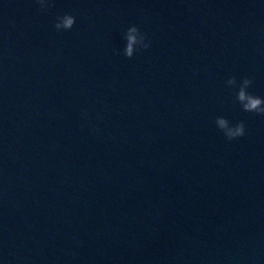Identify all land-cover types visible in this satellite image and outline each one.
Returning a JSON list of instances; mask_svg holds the SVG:
<instances>
[{
  "label": "water",
  "instance_id": "1",
  "mask_svg": "<svg viewBox=\"0 0 264 264\" xmlns=\"http://www.w3.org/2000/svg\"><path fill=\"white\" fill-rule=\"evenodd\" d=\"M232 76L264 98V0H0V264H264V115Z\"/></svg>",
  "mask_w": 264,
  "mask_h": 264
},
{
  "label": "clouds",
  "instance_id": "2",
  "mask_svg": "<svg viewBox=\"0 0 264 264\" xmlns=\"http://www.w3.org/2000/svg\"><path fill=\"white\" fill-rule=\"evenodd\" d=\"M34 2L38 5V10L41 12H47L54 7V0H34ZM75 22V16L70 13H64L62 16L56 17L54 28L58 32L70 31ZM123 38L125 40L123 55L128 59L133 58L136 52L147 50L150 47L151 42L147 34L143 33L137 25L128 27ZM252 83L253 81L248 77H244L239 84L235 76L230 77L226 81L227 86L234 89L238 88L236 92V102L240 104L243 111L264 115V98L256 96L248 91ZM214 122L229 141L245 135V125L242 121L232 125L226 118L217 117Z\"/></svg>",
  "mask_w": 264,
  "mask_h": 264
}]
</instances>
